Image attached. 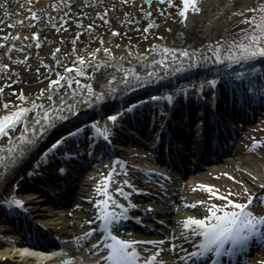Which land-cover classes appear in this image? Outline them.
I'll use <instances>...</instances> for the list:
<instances>
[{
    "label": "bare ground",
    "instance_id": "6f19581e",
    "mask_svg": "<svg viewBox=\"0 0 264 264\" xmlns=\"http://www.w3.org/2000/svg\"><path fill=\"white\" fill-rule=\"evenodd\" d=\"M149 1L151 3L143 0H132V3L122 0H0V41H3L0 64L8 65L6 70L0 68V116L16 108L27 109L5 134H0V200L17 182L13 197L23 202L17 207L10 202L3 206L0 201L3 206L0 207V264H75L68 258L35 254L26 249L15 252L13 247L19 242L18 234L30 223L45 226L59 238L64 255L79 254L87 261L94 260L95 264H107L103 257L107 255L106 245L110 241L102 239L107 233L98 220L101 208L106 211V207L97 204L99 194L93 172L81 179V170L91 164L80 154L74 132L79 122L93 121L91 125L98 133L97 137H91L89 150L98 151L106 161L114 160L120 150L126 148L127 140L133 142L132 145L149 147L153 161L156 158L166 161V164H150L149 169L136 171L154 181L152 185L158 189L165 185L172 190L180 185L184 168L191 172L201 170L204 155L212 160H208L211 166L207 174L212 173L211 168L217 167L218 162L225 166L228 161L237 160L236 166L244 173L246 188L252 192L263 187L264 172L252 168L247 159L233 154L214 156L213 148L225 151L228 142L224 145L218 135L202 134L200 124L209 122L201 115L202 111L187 117L170 106V115L181 120L168 118L163 127L159 125L152 130V126L144 125L137 117L133 125L109 132L107 115L121 104L131 99L137 100L130 103L140 101L146 92L203 72L202 52L219 41L227 27L254 0H196L199 11L189 8L183 21L179 15L180 0H173L172 5L160 0ZM31 13H35V20ZM113 28L118 30V35L112 36ZM32 32L38 34L37 40H32ZM104 48H108L110 54L105 53ZM89 52L94 55L89 56ZM181 52L186 55L181 56ZM78 56L84 58L83 65ZM70 64L75 68L65 72ZM58 79V83L50 86V81ZM184 117L190 118L187 127ZM220 118L216 115L213 120L221 122ZM58 138L67 142L65 154L60 156L57 150L48 155L34 174L26 177L24 170L30 162ZM74 145L78 147L74 149ZM203 147H208L209 151ZM205 180L202 177L195 181L197 190L208 189L204 187L208 185ZM134 193L135 198L147 201L164 196L154 192L152 187L147 193ZM184 196L183 193L181 198H176L179 209L175 215L168 212L172 206L162 199V203L151 202L148 206L135 200L134 205L127 207L130 213L137 212L133 224L142 232L130 240L135 241L130 249L136 248L141 259L153 254V264L198 263L195 259H179L186 252H192V245L199 239H194L181 224L187 217L202 218L208 211L198 203V195ZM69 204L78 211L75 221H71L75 211L71 216L65 214ZM150 214L159 217L155 219ZM165 219L168 220L166 226ZM126 222L120 220L119 224L125 226ZM34 240V236L26 239L29 243ZM168 243L180 250L171 253L166 248ZM243 247H239V251L232 249L230 255L242 259ZM157 248L160 249L158 254Z\"/></svg>",
    "mask_w": 264,
    "mask_h": 264
},
{
    "label": "rangeland",
    "instance_id": "374dc122",
    "mask_svg": "<svg viewBox=\"0 0 264 264\" xmlns=\"http://www.w3.org/2000/svg\"><path fill=\"white\" fill-rule=\"evenodd\" d=\"M148 3H151V1H149ZM261 4H264V0H254L253 3L250 4L248 9L259 8ZM259 15V12L244 11L227 27L226 33L219 41L207 47L202 52L201 66H203L205 69L203 72H201L200 74L187 75L185 77H182L181 79H178V81H176L171 86L159 87L155 90H152L151 92H146L142 96L140 102L143 106L151 108L150 106H153V103H155L154 105L157 112L154 115V118L153 116H151V114H149L150 118L148 121L151 123L154 122L152 130L161 124L162 117L159 119V112L166 111L168 107L166 100L168 99V95L173 90L177 89V92L180 93L179 99L184 98L183 94L185 91H187L190 87H196L197 84H199L200 86L201 84L205 83L206 79L211 78L213 76V73H215L216 71H220L222 69V66L223 68L246 66L242 65L244 64L243 62H245V60L243 59L229 60L226 64L225 62H221V60L217 62L214 54L215 45L219 44L221 45V49L223 51H228L229 45L239 43L248 44L249 41L244 37L251 34L252 29L255 28V24L247 21L246 18L249 16L258 17ZM238 52L239 50L236 48L231 49L232 54L237 55ZM258 58L264 60V57ZM256 70L257 71H255L254 73L258 75L259 79L264 78V65L262 64ZM250 78L253 79V76H250ZM251 79L248 80L251 81ZM243 83L246 85V90L250 91V83L247 81H243ZM176 86L177 88L175 89ZM204 87L205 84H203L201 88L204 89ZM261 88L263 89L264 86L262 85ZM255 91V89H252L251 93ZM226 93L227 92L225 91L221 93V95L223 96L224 94L227 95L228 98H226V100L220 98L218 99L216 97V105H218L220 111L219 113L224 114V112L226 111L227 114H230L229 118L225 120L226 124L232 125L233 123V125H236L238 126V128H240V133L236 137L237 141H235V147L231 150L233 154L236 155V158L247 159V162L252 168H257L259 171L264 172V109H260V111L255 114L256 116H254V114L249 115L248 113H246L243 107L237 110L235 108V105H240L239 100H241L242 97L237 94L236 89L232 91L231 99H229V94ZM154 97H156L155 101H153ZM213 98L214 97H210V102ZM179 99H177L175 102L182 104L183 102H180L182 100ZM132 100L134 99H131L121 104L117 109L110 113V115L114 116L115 119L110 120L109 122V132H113L115 129H123L129 125H133L132 120L129 119L131 117V113L128 114V106L134 105L130 104ZM209 103H205V105L203 106L207 109V113L210 114L209 109L212 107V104ZM190 108H193L192 110H194L196 107L194 108L190 106ZM233 109H235L234 113H232ZM240 111L241 113H239ZM211 114L214 115L213 113ZM110 115L107 116L109 117ZM243 118H245V122L243 121ZM92 122V120H89L86 122H79L75 125L74 132L78 140L84 139L85 141L86 135V139H91V136L97 137L98 131L95 130L94 132V127L93 125H91ZM211 132L212 131L210 129V133ZM57 140H61V143L53 147ZM84 141L80 142L84 145ZM254 141L256 143H253ZM65 142L66 140H63L61 138L56 139L55 141L50 143L43 151L38 153L34 161L30 162L29 164L28 168L31 167V169L28 171L27 175H30L32 173L33 168H39L41 162L45 160L48 155H51L53 152H55L54 150L64 152L63 148ZM132 143L133 142L127 140L125 142L126 148L120 150L114 160L108 162L106 160L104 161V159H101L100 161L92 164L89 169H85L82 173L81 179L85 178L87 175H91V173L93 172L92 177H95V182L97 183L99 201H101L102 204H104L105 201L108 203L107 211L119 213L121 209L116 207V205H122L124 206V210L127 209L128 205H133L135 203V199L132 195L133 191L139 190L148 184L145 183L148 181L147 178H144L138 173H136L137 170L147 168L149 167V164H151L148 149L146 148L145 144L144 146H136L132 145ZM93 153L96 156H102L101 153H99L98 151H95ZM62 154H65V152ZM39 155L40 158L38 159ZM237 163V160L228 161L225 166L223 165V163H220L218 164L219 169H215L210 174L208 173L201 175L206 179L205 181L208 183V185L212 186L206 191L202 192L201 190H197V186H194L195 181H199L202 178L197 177L194 178L195 181L191 182V184H189L190 182L186 183V185H184L186 186V188H183V190H181L179 193H176V195H179L181 197L183 196L181 194L182 192H184V195L186 194V196L188 197H192L191 195H198L197 200L199 201V203L202 204H200V206H203L202 208H206L207 210L212 205L225 207L226 210H232V206L227 205V201L223 199V197H227V199H230L236 203H244L248 199V196L251 195L252 200L250 204L247 205V210L252 212V214L255 216H264V202H262L264 201V185L263 187L256 189L252 192L251 190H248L244 184V173L239 167L236 166ZM125 181H127V183H125ZM18 185L19 184H17L16 182L9 187L7 196L10 199H12L15 195L16 188L18 187ZM187 186L191 187L192 190L188 191ZM117 189H119L120 191H117ZM245 189H247V191H245ZM213 192H216L217 195H212ZM112 201H115V204H113ZM143 204L146 205V203ZM72 211H75V213L71 216ZM65 214L66 216H71V221H75L79 216L77 209L74 207L71 208L70 204ZM195 215L199 214L195 213ZM121 216L119 217V219L121 218ZM131 216L129 217L131 218ZM117 222L118 220L112 221V227L116 228V230L113 231V235L117 236L119 239L122 240H130L131 237L125 235V231L128 230L129 227L121 229V227H117ZM262 239L264 241V238ZM261 262L264 263V244L256 253L255 257L250 260L251 264H258Z\"/></svg>",
    "mask_w": 264,
    "mask_h": 264
},
{
    "label": "snow or ice",
    "instance_id": "6c2138e0",
    "mask_svg": "<svg viewBox=\"0 0 264 264\" xmlns=\"http://www.w3.org/2000/svg\"><path fill=\"white\" fill-rule=\"evenodd\" d=\"M124 3H132V0H122ZM144 3H148L149 0H143ZM161 3H166L168 5L173 4V0H160ZM182 7L179 10V15L181 20L183 21L185 18V14L187 10L190 8L193 12H198L199 7L197 6L196 0H180ZM246 11L251 12H259L260 15L257 16H249L247 17V21L255 24V28L252 29L251 34L244 37L249 41L248 44H232L229 45L228 51H223L221 49V45H215V57L216 61L219 62L222 56L227 57L230 60L243 59L245 61L255 60L258 57H264V4H261L259 8L246 9ZM100 15V13H97ZM127 15V13H125ZM31 17L35 20L37 17L35 13H31ZM19 22V21H17ZM89 29H91L92 25H88ZM148 29L145 28V31ZM112 36L118 35V30L113 28L111 30ZM79 33H77V37ZM32 40L38 39V34L36 32L31 33ZM3 43V41H0ZM236 48L239 50L238 55H233L231 53V49ZM168 51V49H165ZM105 53H109L108 48H104ZM110 54V53H109ZM89 56H93V52L88 53ZM181 56H185V52L180 53ZM27 59V58H25ZM78 60L81 61L83 65L85 63L83 57H77ZM194 59V58H193ZM259 62V61H257ZM0 68L8 69L7 64H0ZM75 68L74 64H70L67 68H65V72H68ZM39 71V70H37ZM79 74V70H77ZM127 75V74H125ZM59 78V74H58ZM59 82L58 80L50 81V86L52 84H56ZM209 83H213V81H209ZM23 99V95L20 96ZM8 103H11L9 101ZM7 107V103L4 105ZM132 107L131 105L129 106ZM27 112L26 108H16L12 112H9L7 115L0 116V134H5L6 129L9 126H12L13 121H19L22 115H25ZM109 120H114V116H109ZM45 120H47V116H45ZM107 131L104 133V137L107 138ZM61 140H57L53 147L60 144ZM253 143H256L255 141ZM62 170V169H61ZM127 183V181H125ZM206 188H211L212 186L205 185ZM117 191H120L117 189ZM247 191V189H245ZM212 195H217L216 192H213ZM227 201V205L232 206V210H226L225 207L212 205L208 208V214L202 218L195 217H187L183 221L184 230L188 231L191 236H198V241L192 245L193 251L186 252L183 257H179V259L183 260L185 258L195 259L198 261V264H212L219 253H221L223 246L225 243L228 244L229 247H238L245 243L250 236L258 232H264V216H255L252 212L247 210V205L250 204L252 200V196L249 195L248 199L244 203H236L227 197H223ZM264 202V201H262ZM10 203L19 207L22 205V201L13 197L10 200ZM101 201H97V204H101ZM106 203V201H105ZM115 204V201H112ZM199 203V202H198ZM116 207L120 208V212H111L105 211L104 208H101V215L98 217L99 222L104 230L107 233L106 237H102V239H108L110 243L106 245L107 255L103 257L106 260L107 264H153L155 260V255L149 254L145 259H141L140 253L136 248H131L130 245L134 244L135 241L130 240H122L117 236L112 234L111 223L114 220H119L121 215H125L124 206L116 205ZM131 207V205H128ZM91 230H89V235ZM84 235V234H82ZM170 248H174V245H169ZM211 253L209 256H205L206 252ZM146 251V250H145ZM160 251L159 248L156 249V254ZM163 264V262H161Z\"/></svg>",
    "mask_w": 264,
    "mask_h": 264
},
{
    "label": "trees",
    "instance_id": "16d2710c",
    "mask_svg": "<svg viewBox=\"0 0 264 264\" xmlns=\"http://www.w3.org/2000/svg\"><path fill=\"white\" fill-rule=\"evenodd\" d=\"M235 55V54H233ZM238 55V54H237ZM230 59H228L227 57L223 56L222 57V61L225 62V64L227 63V61H229ZM259 61V62H257ZM244 64L242 65H246V66H238L236 69H230V71L235 74L236 76H239L241 78H243L244 80H248V69H252V67L256 66L259 67L262 64L264 65V60L257 58L255 60H250V61H245L243 62Z\"/></svg>",
    "mask_w": 264,
    "mask_h": 264
}]
</instances>
